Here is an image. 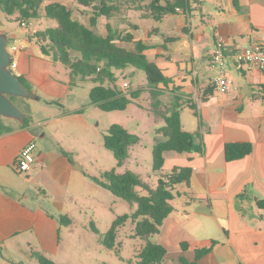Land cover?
<instances>
[{
  "label": "crops",
  "instance_id": "1",
  "mask_svg": "<svg viewBox=\"0 0 264 264\" xmlns=\"http://www.w3.org/2000/svg\"><path fill=\"white\" fill-rule=\"evenodd\" d=\"M52 1L69 7L67 0L47 3ZM78 6L80 12L87 11ZM116 13L122 15V23L115 28L131 32L135 40L147 44L145 54L172 79L168 88L159 85L164 103L170 105L174 94L171 90L179 87L176 93L196 106L192 109L184 99L180 101L183 129L197 133L196 141L202 150L166 152L165 169L157 173L159 178L175 166L193 169L189 185L177 187L179 193L172 200L174 210L155 237L168 250L166 260L176 264L182 254L193 259L196 249L212 247L202 259L204 264H264V72L250 64L236 63L233 56L239 49L264 43V0H239L237 4L234 0H190L187 9L165 14L160 20L146 17L137 6L132 8L126 3ZM142 19H154L160 25H145ZM37 30L40 29L34 31ZM215 32L226 39L225 71L230 85L223 94L215 90L218 71L211 68ZM170 37L176 39L167 41ZM127 47L133 48L131 44ZM44 57L32 48L22 47L14 60V71L42 95L41 100L63 105L61 100L71 91L69 74L55 75L52 60ZM127 69L135 68L124 70ZM118 84L122 85L120 79ZM209 87L211 92L205 95ZM145 95L143 92L137 100L144 101ZM24 100L31 105L30 100ZM152 101H147V110L165 123L154 111ZM70 115L83 129L88 128V117L82 108H75ZM50 121L30 119L25 126L6 118L0 130V248L22 253L35 262L38 260L34 252L57 262L62 242L61 217L68 216L67 225L74 223L68 207V202L74 200L70 193L74 171L84 172L86 166L75 147L66 145L63 139L49 137ZM141 123L153 130L163 126ZM34 126H42V139L30 131ZM157 137L163 139L158 134ZM38 139L42 146L36 147V161L27 171H33V175H28L24 185L22 178L19 182L10 176L11 169L15 170L21 150L32 141L37 144ZM232 142L251 143L253 150L245 157L227 160L225 146ZM144 181L151 187L156 184ZM15 190L21 191V197L13 193ZM170 253L176 257L169 258Z\"/></svg>",
  "mask_w": 264,
  "mask_h": 264
},
{
  "label": "trees",
  "instance_id": "2",
  "mask_svg": "<svg viewBox=\"0 0 264 264\" xmlns=\"http://www.w3.org/2000/svg\"><path fill=\"white\" fill-rule=\"evenodd\" d=\"M47 1L0 0V5L8 16H15L21 25L27 24L32 19L41 18L42 11L45 17L57 21L56 26L28 34L29 40L40 48L45 57L65 67L71 87L84 81L93 82L95 85L90 91L91 101L103 111L125 110L144 92L143 88H130L128 91L121 88L116 71L132 67L145 72L148 91L153 100L152 107L165 122L156 130V134L163 139H157L152 148L154 172L158 173L165 169V153L168 151L184 153L202 150L201 145L196 141L197 133L183 129L180 101L184 99V104L192 109H196V106L189 99L176 93L179 87L172 88L174 94L170 105L164 103L161 99L164 92L159 85L168 88L172 79L145 54L149 46L142 40H135L131 32L119 31L109 21L106 23V35L95 30L99 18L110 19L124 3L132 8L137 6L146 17L160 20L165 14L179 12L178 7L182 11L187 9L190 0H77L80 6L90 12L91 25L76 18L67 5L59 1L48 3ZM238 1L234 0L235 4ZM175 39L170 37L167 41ZM130 44L133 48L127 47ZM19 77L31 89L26 79ZM210 92L209 87L205 90V95ZM12 98L15 101L24 100L21 97ZM29 124L30 119L26 117L23 125ZM103 138L105 147L113 152L119 167L129 158L131 147L141 140L138 134L118 123L110 125ZM252 150L253 146L248 142H232L225 146L227 160L245 157ZM63 153L69 156L67 152L63 151ZM192 170V166H175L166 176L158 178L155 187H151L137 172L130 169L119 172L117 168H113L103 172L100 177L92 176L91 178L98 185L136 205L132 213L117 217L103 235L104 245L110 249L115 248L118 229L128 220H132L135 224V236L145 241L138 252L139 264H168L166 262L168 250L157 242L155 237L174 210L172 200L179 193L176 191L177 187L184 183L189 185ZM61 222L68 224L70 219L64 215L61 217ZM211 251L212 247L198 248L193 259L182 254L177 258L176 264H204L202 259ZM34 256L39 264H56L41 252H34Z\"/></svg>",
  "mask_w": 264,
  "mask_h": 264
},
{
  "label": "rangeland",
  "instance_id": "3",
  "mask_svg": "<svg viewBox=\"0 0 264 264\" xmlns=\"http://www.w3.org/2000/svg\"><path fill=\"white\" fill-rule=\"evenodd\" d=\"M67 2L75 17L81 19L87 25H91L89 11L80 12L77 0H67ZM121 16L116 13L111 18L110 21L114 27L119 28L121 25ZM108 21L109 19L105 17L99 18L98 25L95 27L96 31L103 34L107 32L106 23ZM142 22L145 25H160V22L154 19H142ZM56 25V20L45 16L32 19L27 24L21 25L15 16H8L0 5V32L6 33L10 38L8 50L13 60H16L20 47L32 48L38 55L44 57L40 48L29 40L28 32ZM14 46L17 49H14ZM131 46L133 45L131 44ZM51 66H55V69H53L55 75L65 76L67 71L63 65H53L51 62ZM11 68L14 70L13 65H11ZM116 73L120 83L124 81L129 83L128 89H124L123 85H121V88L128 91L130 88L139 89L141 87L144 89L147 99L144 101L137 100L125 110L103 111L92 103L90 98V91L95 84L91 81H84L71 87L69 95L61 100L63 105L57 103L47 104L44 99L38 101L27 98L31 102V105L27 106L26 101L23 99L14 100L29 119H50L51 121L47 126L49 137L54 136L63 139L66 145L75 147L77 156L86 165L84 172L74 171V179L70 189L74 200L68 202V207L72 210L74 216L69 217L72 218L74 223L67 225L61 222L62 242L60 252L55 258L56 264H139L138 252L144 246L145 241L135 236V224L132 220H128L118 229L115 248L106 247L102 240L103 235L110 229L117 217L132 213L135 211L136 205L115 196L109 190L98 185L91 177H100L103 172L113 168H117L119 172L130 169L140 174L144 180L156 182L157 184L158 176L152 168V148L156 137L154 130L157 128L153 130L141 122L155 123L156 126L164 125V123L161 119L154 118L146 108L151 95L148 91L149 85L145 72L143 70L127 69L118 70ZM31 90L35 92L32 88ZM35 93L42 97L41 94ZM77 107L82 108L88 117L89 125L87 129H83L74 116L70 115V111ZM1 121L5 122L6 118H1ZM114 123L122 124L142 137V142L131 147L137 149H131V156L120 167L117 166V160L113 152L105 147L103 138L110 125ZM157 139L158 137L155 138V140ZM41 144V140L38 139V147L42 146ZM11 172L10 176L19 182L21 181L19 179L22 178L25 181L24 185L28 182V175H33V171L27 173L11 169ZM161 176H164V174ZM20 192V190L13 191L21 197ZM36 195L39 196L38 193ZM43 195L41 194V196ZM67 230L71 231L69 237L65 238ZM168 256L169 258L176 257L171 253ZM166 262L175 264L167 260ZM0 264L39 263L38 261L28 260L22 253L0 248Z\"/></svg>",
  "mask_w": 264,
  "mask_h": 264
},
{
  "label": "built area",
  "instance_id": "4",
  "mask_svg": "<svg viewBox=\"0 0 264 264\" xmlns=\"http://www.w3.org/2000/svg\"><path fill=\"white\" fill-rule=\"evenodd\" d=\"M179 12L182 11L180 7L177 8ZM226 39L223 35L215 32V47L213 57L211 60V68L218 71V77L215 81V90L218 93H226L229 90L230 81L225 71L227 64L225 52ZM22 48V47H20ZM14 49H17L14 46ZM234 60L238 64H250L257 67L260 71L264 72V43H255L249 48L239 49L234 52ZM13 67L16 63L12 60ZM124 89L128 88L129 83L124 81L122 83ZM37 144L32 141L28 143L20 152L17 160L14 163V168L17 172L29 171L36 161L35 150Z\"/></svg>",
  "mask_w": 264,
  "mask_h": 264
},
{
  "label": "water",
  "instance_id": "5",
  "mask_svg": "<svg viewBox=\"0 0 264 264\" xmlns=\"http://www.w3.org/2000/svg\"><path fill=\"white\" fill-rule=\"evenodd\" d=\"M9 36L0 32V122L1 118L15 119L24 124L27 114L23 112L12 97L41 100L11 68L13 57L8 50ZM30 131L39 138L45 135L42 126H34Z\"/></svg>",
  "mask_w": 264,
  "mask_h": 264
}]
</instances>
